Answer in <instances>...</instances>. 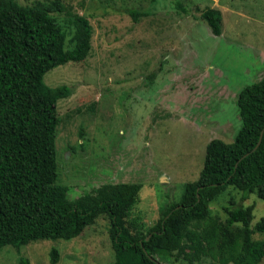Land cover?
Returning a JSON list of instances; mask_svg holds the SVG:
<instances>
[{
	"label": "rangeland",
	"instance_id": "rangeland-1",
	"mask_svg": "<svg viewBox=\"0 0 264 264\" xmlns=\"http://www.w3.org/2000/svg\"><path fill=\"white\" fill-rule=\"evenodd\" d=\"M21 4L57 1L52 15L66 31L67 20L86 17L92 26L91 48L81 61L49 69V86L68 85L59 99L55 145L59 181L75 199L102 183H140L130 217L145 226L178 202L185 184L195 181L205 147L214 138L232 142L241 126L237 94L264 77V0H16ZM177 1L189 10L184 13ZM218 9L221 34L200 18ZM146 12L134 22L129 11ZM226 187L209 204L225 219L224 207H253L254 225L264 216L255 193ZM106 215L72 239L37 240L0 250V264H113ZM238 226L242 227L241 223ZM264 243V233L252 234ZM168 264H187L167 261ZM195 264H232L204 258ZM258 264H264V255Z\"/></svg>",
	"mask_w": 264,
	"mask_h": 264
},
{
	"label": "trees",
	"instance_id": "trees-1",
	"mask_svg": "<svg viewBox=\"0 0 264 264\" xmlns=\"http://www.w3.org/2000/svg\"><path fill=\"white\" fill-rule=\"evenodd\" d=\"M59 10L57 1L0 0V250L42 239L69 240L106 215L113 264H168L165 258L258 264L264 243L252 234L264 233V216L251 226L252 205L231 201L222 219L209 204L228 186L241 191V199L255 193L264 201V77L237 94L241 126L233 141L211 139L198 178L187 182L181 199L165 206L147 227L130 217L140 183L106 182L70 199L59 181L56 106L72 90L66 84L49 86L43 76L55 66L83 60L92 37L89 20L74 16L67 20L72 34L66 47L65 28L52 15ZM129 13L134 22L148 14ZM200 18L214 35L221 34L218 9H205ZM49 253L56 263L58 250L52 247Z\"/></svg>",
	"mask_w": 264,
	"mask_h": 264
},
{
	"label": "water",
	"instance_id": "water-1",
	"mask_svg": "<svg viewBox=\"0 0 264 264\" xmlns=\"http://www.w3.org/2000/svg\"><path fill=\"white\" fill-rule=\"evenodd\" d=\"M260 141V140H259Z\"/></svg>",
	"mask_w": 264,
	"mask_h": 264
}]
</instances>
